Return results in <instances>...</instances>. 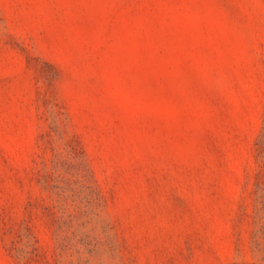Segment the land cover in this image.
<instances>
[{
  "label": "rangeland",
  "instance_id": "rangeland-1",
  "mask_svg": "<svg viewBox=\"0 0 264 264\" xmlns=\"http://www.w3.org/2000/svg\"><path fill=\"white\" fill-rule=\"evenodd\" d=\"M71 153L83 264H264V0H0V264H64Z\"/></svg>",
  "mask_w": 264,
  "mask_h": 264
},
{
  "label": "trees",
  "instance_id": "trees-1",
  "mask_svg": "<svg viewBox=\"0 0 264 264\" xmlns=\"http://www.w3.org/2000/svg\"><path fill=\"white\" fill-rule=\"evenodd\" d=\"M57 176L53 190L61 209L59 237L64 264H83L84 252L95 251L93 232L96 219L102 216L104 203L86 161L71 153L55 161Z\"/></svg>",
  "mask_w": 264,
  "mask_h": 264
}]
</instances>
